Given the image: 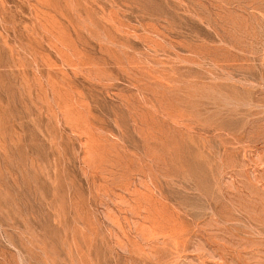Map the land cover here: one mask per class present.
I'll return each mask as SVG.
<instances>
[{"label": "rangeland", "instance_id": "obj_1", "mask_svg": "<svg viewBox=\"0 0 264 264\" xmlns=\"http://www.w3.org/2000/svg\"><path fill=\"white\" fill-rule=\"evenodd\" d=\"M0 264H264V0H0Z\"/></svg>", "mask_w": 264, "mask_h": 264}]
</instances>
